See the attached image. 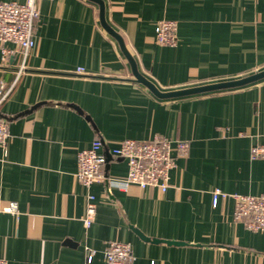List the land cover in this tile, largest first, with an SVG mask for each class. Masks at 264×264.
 I'll return each instance as SVG.
<instances>
[{"label":"crops","instance_id":"obj_1","mask_svg":"<svg viewBox=\"0 0 264 264\" xmlns=\"http://www.w3.org/2000/svg\"><path fill=\"white\" fill-rule=\"evenodd\" d=\"M103 1L138 71L161 91L264 69V0ZM39 11L37 47L16 84L20 57L3 64L0 49V98L9 90L0 104L10 133L0 146V256L7 264H104L112 240L132 245L133 264H264V231L235 221L232 199L214 206L211 193H264V158L250 155L264 144V78L160 98L134 76L98 3L41 0ZM161 19L177 21L176 46L156 41ZM157 133L190 141L167 191L109 189L110 178L128 173L127 162L110 154L115 144ZM96 139L104 142L105 181L87 189L76 177L78 152ZM88 193L97 212L87 228ZM11 202L16 214L3 210ZM137 229L161 241L143 240Z\"/></svg>","mask_w":264,"mask_h":264},{"label":"built area","instance_id":"obj_2","mask_svg":"<svg viewBox=\"0 0 264 264\" xmlns=\"http://www.w3.org/2000/svg\"><path fill=\"white\" fill-rule=\"evenodd\" d=\"M41 0L0 1V49L1 61L7 64L13 55L18 54L19 63L15 68L14 84L27 71V58L37 47L35 32L36 20L40 15L39 2ZM155 38L160 45L176 46L179 40L178 23L171 19H161L156 23ZM12 43L14 47H8ZM8 91L0 98V104L7 97ZM10 133L8 119L0 112V146L5 147ZM104 142L96 139L88 148L78 152L77 180L87 189L98 181H105L101 169L107 161L102 152ZM190 150V141L186 139H172L157 133L150 140L122 139L110 151L111 156L125 160L128 173L124 179L110 178L109 189L115 184L121 188L137 185L141 188L155 187L162 192L170 187V175L176 167L179 157L187 156ZM251 158H264V144L251 147ZM213 205L217 206L220 198L234 201V219L243 222L252 232L264 231V193L260 195L228 193L219 188L212 190ZM95 196L87 195L84 225L90 227L95 219L97 206ZM16 214L18 206L11 202L3 209ZM92 253L87 262L91 260ZM135 255L130 243L112 240L104 250V264H133ZM0 264H7V260L0 256Z\"/></svg>","mask_w":264,"mask_h":264},{"label":"water","instance_id":"obj_3","mask_svg":"<svg viewBox=\"0 0 264 264\" xmlns=\"http://www.w3.org/2000/svg\"><path fill=\"white\" fill-rule=\"evenodd\" d=\"M99 4L100 6V21L102 25L106 28L109 33H111L114 37L117 38V40L120 42V45L122 47L123 52L127 56V58L130 61L132 71L134 73V76L136 79L142 83L143 85L147 86L156 96L160 98H173V97H181V96H187V95H195L200 93H206V92H212V91H218V90H224V89H231V88H237L241 87L247 84H250L252 82L261 80L264 78V69L255 73H252L250 75L237 78V79H231V80H224V81H217L213 83L193 86V87H186L181 88L177 90L172 91H161L159 88L156 87V85L150 81L148 78H146L143 74H141L138 71L137 64L133 57L129 54L127 49L125 48L124 41L122 37L108 24L106 18H105V4L103 0H92ZM138 235L146 241H153V242H160L161 239L157 238H150L144 235L141 231L138 229L136 230ZM168 243H174V244H183L182 241H166Z\"/></svg>","mask_w":264,"mask_h":264}]
</instances>
